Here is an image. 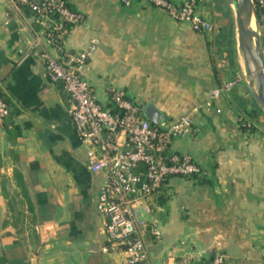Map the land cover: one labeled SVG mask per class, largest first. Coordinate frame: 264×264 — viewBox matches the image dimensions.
<instances>
[{"label": "crops", "instance_id": "0c3cea01", "mask_svg": "<svg viewBox=\"0 0 264 264\" xmlns=\"http://www.w3.org/2000/svg\"><path fill=\"white\" fill-rule=\"evenodd\" d=\"M68 1L86 21L72 27L66 46L99 40L84 72L101 101L117 86L167 118L195 117V131L174 138L172 149L190 153L202 173L170 176L150 200L152 212L139 211L163 231L162 240L147 239L155 263L224 252L226 264H264V110L249 86L231 0L198 1L214 24L208 32L147 0ZM36 27L31 10L0 0V82L11 105L0 125V264H128L125 252L101 250L104 178L89 167L69 93L34 50ZM244 117L256 127H241Z\"/></svg>", "mask_w": 264, "mask_h": 264}, {"label": "built area", "instance_id": "2783aa9c", "mask_svg": "<svg viewBox=\"0 0 264 264\" xmlns=\"http://www.w3.org/2000/svg\"><path fill=\"white\" fill-rule=\"evenodd\" d=\"M131 5L135 0H121ZM165 8L174 18L188 21L193 28L208 32L214 24L198 11L199 0H147ZM11 7L29 8L37 27L33 47L42 59L47 74L63 83L70 95V113L77 136L87 146L88 164L103 175L97 211L106 218L107 242L103 252L123 251L128 264H156L148 247V236L160 241L163 231L155 220L139 219V211L150 214L151 199L173 175L192 176L202 167L187 152L172 149L176 137L195 131V117L186 112L176 118L165 117L152 122L144 114L145 105L127 95L122 87L109 88L108 102L101 101L84 67L96 51L99 40L92 37L87 47L73 50L66 46L72 27L86 21L83 11L68 0H8ZM259 20L264 54V0H253ZM238 82L233 78L211 93L212 101L231 90ZM2 83L0 82V85ZM212 100V101H211ZM11 112V105L0 96V125ZM242 125H250L243 122ZM224 252L213 258L180 256L174 264H226Z\"/></svg>", "mask_w": 264, "mask_h": 264}, {"label": "water", "instance_id": "95a60500", "mask_svg": "<svg viewBox=\"0 0 264 264\" xmlns=\"http://www.w3.org/2000/svg\"><path fill=\"white\" fill-rule=\"evenodd\" d=\"M236 10L239 46L244 56L246 75L256 101L264 110V54L261 46L259 20L253 0H231ZM254 23V25H253ZM144 114L154 123H160L166 114L153 102L145 105Z\"/></svg>", "mask_w": 264, "mask_h": 264}, {"label": "trees", "instance_id": "16d2710c", "mask_svg": "<svg viewBox=\"0 0 264 264\" xmlns=\"http://www.w3.org/2000/svg\"><path fill=\"white\" fill-rule=\"evenodd\" d=\"M27 9H29V8H27ZM30 10V9H29ZM0 96L1 97H3V85L1 84L0 85ZM4 98V97H3ZM5 99V98H4ZM243 122H249L250 123V125H242V123ZM241 127H243L244 129H253V128H255L256 127V124H255V122L252 120V119H249V118H242L241 119ZM215 254V253H214ZM214 254H212L211 256H210V258H213L214 257Z\"/></svg>", "mask_w": 264, "mask_h": 264}, {"label": "rangeland", "instance_id": "374dc122", "mask_svg": "<svg viewBox=\"0 0 264 264\" xmlns=\"http://www.w3.org/2000/svg\"><path fill=\"white\" fill-rule=\"evenodd\" d=\"M233 6H234V4H233ZM234 8H235V6H234ZM236 29H237V22H236ZM237 35H238V30H237ZM248 77V76H247ZM240 124H241V120H240ZM260 126H262V127H264V121H262V122H260ZM142 213H139V215H141ZM146 216V214L145 213H143V216Z\"/></svg>", "mask_w": 264, "mask_h": 264}, {"label": "bare ground", "instance_id": "6f19581e", "mask_svg": "<svg viewBox=\"0 0 264 264\" xmlns=\"http://www.w3.org/2000/svg\"><path fill=\"white\" fill-rule=\"evenodd\" d=\"M253 25H254V23H253Z\"/></svg>", "mask_w": 264, "mask_h": 264}]
</instances>
